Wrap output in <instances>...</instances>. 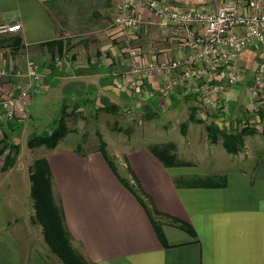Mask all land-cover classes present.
I'll list each match as a JSON object with an SVG mask.
<instances>
[{"label": "crops", "instance_id": "crops-1", "mask_svg": "<svg viewBox=\"0 0 264 264\" xmlns=\"http://www.w3.org/2000/svg\"><path fill=\"white\" fill-rule=\"evenodd\" d=\"M118 1L0 0V26L21 25L16 34L0 35V70L9 72L0 75V100L13 96L17 102L11 119L0 106V153L5 143L20 145V134L27 144L33 138L36 130H29V122L40 102L42 109L57 105L56 117L48 127L66 107L75 106L76 113L121 110V100L134 96L127 91L131 47L141 51L142 64L194 53L188 46L189 27L162 25L148 10L132 9L142 20L139 30L125 32L117 27ZM160 1L168 8L194 7L206 12L217 11L224 2ZM246 54L251 57L245 67L260 57L254 76L264 47L253 45L242 58ZM30 62L37 65L40 75L33 87L28 76ZM152 85L157 89L155 82ZM26 87L31 90L27 106L18 99ZM232 91L228 101L234 102L229 97ZM181 100L201 102L195 95H179L145 100L143 107L155 119L161 116L158 112ZM72 101L77 102L74 105ZM86 146L83 136L75 131L45 157L74 248L92 264H264V157L251 171L231 168L186 175L224 176V186L180 188L174 173L181 168L164 166L149 147L122 152L125 159L121 156V167L116 166L115 174L97 148ZM10 153L8 147L0 155V264H50L42 228L32 221L29 168L35 157L23 163L21 153L14 167L4 171V160ZM122 179L137 184L146 194L157 212L154 216L162 221L165 243Z\"/></svg>", "mask_w": 264, "mask_h": 264}, {"label": "built area", "instance_id": "built-area-1", "mask_svg": "<svg viewBox=\"0 0 264 264\" xmlns=\"http://www.w3.org/2000/svg\"><path fill=\"white\" fill-rule=\"evenodd\" d=\"M136 7L148 10L162 25L189 27L188 46L194 52L181 59L142 64L141 51L131 47L129 92L141 100L195 95L206 108L220 107L239 83L241 57L253 45L264 47V0H224L213 12L194 7L168 8L160 0H119L114 24L125 32L139 30L142 20L132 13ZM20 30V24L2 25L0 35L16 34ZM8 73L0 70L1 76ZM28 76L31 86H36L40 75L33 62L29 63ZM153 82L158 85L157 89ZM261 90L264 91V56L253 76L249 94L256 99ZM30 93L29 87L19 93L18 99L25 106ZM12 97L0 100L8 119L16 115L17 102Z\"/></svg>", "mask_w": 264, "mask_h": 264}, {"label": "rangeland", "instance_id": "rangeland-1", "mask_svg": "<svg viewBox=\"0 0 264 264\" xmlns=\"http://www.w3.org/2000/svg\"><path fill=\"white\" fill-rule=\"evenodd\" d=\"M249 57L250 54H246L239 61L240 70L243 72L239 80L240 84L238 83L239 85L233 88L229 95L234 102L228 101L227 95L225 104L211 109L198 101L181 100L178 105L171 104L172 106L166 107L164 112H158L157 114L161 116L154 119L151 117L155 116L149 117L143 107L146 104L145 100L137 99L132 95L133 97L121 100V110H117L118 112L108 114L100 112L101 110L86 109L83 113H76L75 116L70 117L69 126L83 136L87 148L96 149L100 147L101 141L108 142L110 147L107 146V153L117 167H121V156L123 160L125 159L123 155L125 150L141 146L150 148L156 144L164 146L174 144L176 146L174 152L178 159L189 164L187 167L175 169L178 172L174 174L179 178L190 177L186 175L201 170L217 173L231 168H242L251 171L264 157V91L261 90L256 99L249 94L253 80L252 72L260 58L258 56L254 63L246 68ZM72 102L74 104L77 101ZM42 106L41 102L36 105L29 122V130L31 132L36 130V134H46L50 128L48 125H51V121L56 117L55 103L43 109ZM193 107L195 120L191 118ZM211 123L218 124L230 132H236L250 125L258 130V134L245 136L240 152L231 154L222 141L218 143L210 141L207 127ZM19 137L21 139H19V154L23 153V163L32 156L38 159L47 155L48 150L45 148L32 149L30 152L26 140L24 141L21 134ZM211 180L213 179L208 181ZM50 263L59 264L54 257Z\"/></svg>", "mask_w": 264, "mask_h": 264}, {"label": "trees", "instance_id": "trees-1", "mask_svg": "<svg viewBox=\"0 0 264 264\" xmlns=\"http://www.w3.org/2000/svg\"><path fill=\"white\" fill-rule=\"evenodd\" d=\"M256 58H253L251 61H255ZM73 107L75 106L66 107L60 118H58L53 126L50 127L49 131L46 134H35L28 142V146L31 149H56L69 135L75 132L74 129H71L68 122L70 117L75 116L76 114L77 108ZM69 108H72L71 113L67 112ZM191 118L193 120L196 119L195 109L192 110ZM207 128L209 130L208 136L210 141L212 143L222 141L226 150L231 154H238L240 152V148L244 145L245 136L258 134V130L254 129L250 125H246L241 130L236 132H230L215 123H211ZM8 147L11 148V153L5 157L4 171L14 167L17 161V156L19 155V145H13L11 143L4 144L0 155H4ZM106 148L107 144L103 140L100 142V147L97 148V151L102 153L112 170L115 174H117L116 166L108 155ZM175 148L176 146L174 144H169L167 146L156 144L150 147V152L155 155L166 167L179 168L189 166L188 163L178 159L177 154L174 152ZM29 173L31 184L30 194L33 206L32 221L34 224L42 228L43 239L50 253L48 256L49 261L52 257H54L57 259L59 264H92L83 254L74 248V239L66 222V215L62 200L56 192L53 173L47 158L44 157L34 159L29 168ZM209 179L213 180L208 181ZM175 181L176 185L180 188L221 187V185L224 186L226 183L224 176L177 177ZM122 182L132 191L142 206H144L154 224L158 237L162 243H165L162 221L154 216L156 215L154 213L156 211L152 209L151 203L149 202L146 194L142 192L137 184L132 185L124 179H122ZM172 221L175 224L189 230V227L182 222L176 219H172Z\"/></svg>", "mask_w": 264, "mask_h": 264}]
</instances>
